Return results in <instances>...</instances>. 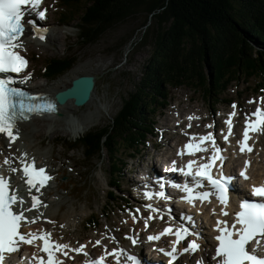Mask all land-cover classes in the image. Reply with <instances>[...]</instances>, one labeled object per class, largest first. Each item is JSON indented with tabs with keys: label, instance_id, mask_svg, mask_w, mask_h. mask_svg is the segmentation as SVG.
<instances>
[{
	"label": "rangeland",
	"instance_id": "1",
	"mask_svg": "<svg viewBox=\"0 0 264 264\" xmlns=\"http://www.w3.org/2000/svg\"><path fill=\"white\" fill-rule=\"evenodd\" d=\"M45 3L48 18L43 27L56 42L41 41L30 32L25 35L22 41L24 47L19 49L31 60L25 76L36 78L26 79L25 83L30 90H49L60 80H65L68 75L72 76L71 72L74 71L77 76L96 77L94 91L97 97L93 103L77 107L75 114L67 113L65 110L64 113L55 115L46 114L44 119L41 117L44 115H36L21 123L25 125L18 129L15 146L8 144L1 136L0 164L5 173H10L11 168H16L17 171L13 173L17 180L22 161L26 163L27 158L37 167L49 172L50 179L47 184L49 186L39 192L33 190L35 191L33 195L40 201L37 208L31 209L32 194L26 195L28 201L23 199L25 208L31 209L27 213L28 219H35V223L25 225L28 231L47 232L55 242L67 244L68 248L64 250L67 256L57 252L61 259L72 263L80 258L79 262L84 263L83 260L89 257L106 258L108 252L112 257L114 250L109 246L119 250L126 246H136L140 242L145 244L148 241L146 231L150 225L151 231H160V227L157 226L159 219H155L157 211L152 213L147 207L148 204L153 207L154 202L143 197L141 185L135 184L130 175L131 161L124 174L117 178L120 179L121 185L119 191L115 193V200L111 202L107 193L113 189L110 187L113 181L109 175L106 150L100 161L97 159L87 161L84 159L82 148L69 151L68 145L64 142L80 139L91 130L112 124L130 94L136 91L145 67L150 62L153 47L150 41L143 45L142 36L145 28L151 27L154 20H150L146 12H141L114 25L96 43L84 46L79 39V30L75 28L79 23V15L75 13L73 21H68L69 25H66L58 18L63 9L58 1L46 0ZM86 3L83 1L81 8ZM69 10L74 14L73 9ZM144 23L147 25L142 27ZM71 56L76 57V63L69 71L55 79L43 76V68L48 60ZM206 74L208 76V71ZM259 82V77L249 79L242 74L238 81L231 82L228 89L221 92L217 98L215 96L210 98L202 90L189 85L169 88V105L166 109L156 112L154 118L155 132L158 136H150L149 147L142 153L140 161L134 160L133 167L142 165L151 167L152 161L170 156L173 146L189 133L224 134L227 127L225 121L233 112L235 115L232 116L231 122L236 125L235 133L241 134L245 126V117L250 116L255 107L264 106L262 102L264 86H257ZM233 104L236 106L235 109L232 107ZM69 124L72 127H77V124L83 125L85 131L79 136ZM254 135L257 148L254 154L256 164L254 163L253 169L264 154V132H257ZM5 159L11 163L5 164ZM20 187L22 186L18 183L17 188ZM147 200L150 202L144 203ZM149 216L152 219H147ZM96 219H99L98 225H92L91 222ZM150 220L155 222H149ZM129 237L135 239L137 243L134 245ZM37 243L39 242L37 241L35 245ZM81 245L84 246L82 252L74 251ZM25 249L26 255L29 256L30 250L34 255V247ZM29 259L32 260L30 257ZM117 260L115 257L109 264H115Z\"/></svg>",
	"mask_w": 264,
	"mask_h": 264
},
{
	"label": "trees",
	"instance_id": "2",
	"mask_svg": "<svg viewBox=\"0 0 264 264\" xmlns=\"http://www.w3.org/2000/svg\"><path fill=\"white\" fill-rule=\"evenodd\" d=\"M57 1L63 8L59 21L69 25L75 13L79 15L75 28L84 46L96 43L114 25L141 12L154 20L142 36V44L150 41L153 47L150 62L112 124L80 139L64 140L69 151L82 148L87 161H100L106 150L113 181V189L107 193L111 202L120 189L117 178L131 158L147 150L150 136H156L154 118L169 105V88L189 85L217 98L242 74L249 79L259 77L262 83L257 86H264V0ZM83 1L87 3L81 8ZM75 63L74 56L50 59L43 76L55 79ZM98 221L91 224L98 225Z\"/></svg>",
	"mask_w": 264,
	"mask_h": 264
},
{
	"label": "snow or ice",
	"instance_id": "3",
	"mask_svg": "<svg viewBox=\"0 0 264 264\" xmlns=\"http://www.w3.org/2000/svg\"><path fill=\"white\" fill-rule=\"evenodd\" d=\"M41 0H0V134L7 136L9 143L15 141L18 136L16 123L18 119H28V114L55 111V105L45 97L39 95H30L28 92L15 87L16 83H24L29 77H25L17 81L11 73H20L27 66V60L19 54L18 49H23L24 45L20 37L25 31L27 25L32 30L37 31L39 38H45L43 30L36 27L32 18L25 20V16L31 17L32 11L38 19L45 18V10H40ZM252 101H249L251 103ZM264 102V101H262ZM235 109V104L232 105ZM235 112L229 114V119L225 121L228 125V135L231 134L232 122L231 118ZM192 119V117H189ZM210 127V125H209ZM264 132V109L256 108L250 116L245 117V127L242 139L238 141L240 152H252V146L249 144L252 133ZM228 135L224 136V140H228ZM210 141L213 144V154L207 157L206 163H200L197 166L195 160H188L186 164L177 169L175 161H173L172 171H180L185 176L192 177V185L188 183L175 185L185 193L183 199L194 204L195 201L201 203L207 201L214 196L222 205L220 214L228 216L226 208L229 204L228 185L232 177H226L222 173L216 176L212 175L213 167L217 161L220 164L224 162V156L221 154L222 149L215 145V141L211 132L207 135L200 136L198 143L189 142L183 145V148L177 155H193L197 151H207L202 145L204 142ZM203 159V158H202ZM11 161L5 159V164ZM22 171L26 177L25 183L29 186V194L31 189L35 188L36 192L40 191L50 177L46 174L44 168H36L33 163H24L22 161ZM250 166L249 161L244 162V168L240 170L239 176L245 180L247 176V168ZM16 172V168L10 169ZM206 180L210 188L209 191H196L202 187V181ZM9 182L6 178L0 176V264H3L7 254L18 252L22 245H35L36 241L42 242L40 250L46 254L47 258L33 256L37 264H62L55 256L56 252H62L67 256L64 250L68 248L67 244L58 243L51 240L50 233H33L21 231L22 225L26 223H35V219L29 220L25 216V212L37 208L40 201L35 195L31 196V209L21 207L19 211L13 209V205H23L24 200L19 196L16 190H9ZM164 185L161 184V188ZM155 195L162 199H168L163 191L156 193H145L146 198H152ZM251 195L258 197V200L243 199L239 203V210L234 213V220L231 224L227 220L216 221V231L218 235L214 239L218 242L215 247V254L211 257V261L207 264H264V184L253 185L251 187ZM147 207L155 212L157 209L152 205ZM139 211V210H137ZM213 214L215 211L213 210ZM135 219V217H133ZM147 219H152L151 216ZM147 219L145 226H147ZM189 221L192 217H187ZM223 225V226H221ZM238 225V227H237ZM174 235L175 240L171 243L170 249H157L167 257L168 264H173L178 259L181 252H196L200 245L196 240L187 242V246L178 248L181 241L185 237L196 234L190 233L187 227L181 225L175 230L165 228L158 235L148 236L149 241L159 240L163 235ZM129 239H132L129 237ZM99 244V241L96 242ZM132 243L137 241L132 239ZM84 246L74 249L77 253L83 251ZM112 255L116 257L126 256L127 264H140V261L134 255H128L124 249L114 251ZM89 264H105L104 257L99 259H91ZM119 264V260H117ZM196 264H206L202 258L196 261Z\"/></svg>",
	"mask_w": 264,
	"mask_h": 264
},
{
	"label": "bare ground",
	"instance_id": "4",
	"mask_svg": "<svg viewBox=\"0 0 264 264\" xmlns=\"http://www.w3.org/2000/svg\"><path fill=\"white\" fill-rule=\"evenodd\" d=\"M48 18V17H47ZM52 23H54V21L52 20ZM43 30V34H44V36H45V38L43 39V40H41V41H44V40H46V41H48V42H51V43H55L56 42V39H54V38H52L49 34H48V32L47 31H44V29H42ZM46 30H47V28H46ZM30 34H32V35H34V36H36V37H38L39 38V34L37 33V31H35V30H32L31 28H30ZM26 35V34H25ZM25 35L22 37V41H23V38L25 37ZM35 38V37H34ZM40 40V39H39ZM71 74H72V76H67V78L65 79V80H60V82H58V83H56L55 85H53L49 90H36L34 93H43V94H45V95H50V97H51V95H54L56 92H58V91H60V90H62L63 88H67L68 87V85L70 84L71 85V82L73 81V78H76V72H74V71H72L71 72ZM78 77V76H77ZM69 85V86H70ZM95 90V89H94ZM96 97H97V95H96V91H94L93 92V94H92V96H91V99L89 100V102L87 103V105H89V104H91V103H93V101H94V99H96ZM76 109H77V106H75L74 105V103H73V101H69L68 103H66L65 105H57V107H56V114H59L60 112H63V111H65L66 110V112L67 113H73V114H75V111H76ZM64 113V112H63ZM40 115H43V114H40ZM64 115V114H63ZM47 115H45L44 114V116H41L43 119L46 117ZM53 118V117H52ZM38 119H40V118H38ZM69 123H74V122H69ZM25 124H21V123H19V124H17L16 125V128L17 129H19V128H21V127H23ZM69 127L75 132V133H77V134H79V136H80V134H82L84 131H85V128L83 127V125L82 126H80L79 124H77V127H72L70 124H69ZM234 134V132L233 131H231V134L230 135H228V131L225 133V135H228V140H229V137L231 138V135H233ZM2 136V138L3 139H6L7 140V143L8 144H10V145H12V146H15V145H17L14 141L13 142H11V143H9V140H8V138H7V136H5L4 134H0V137ZM18 137V136H17ZM214 138H216V139H214V141H215V144H219L220 142H219V138L216 136V135H214ZM6 142V141H5ZM204 143H210V141H206V142H204ZM234 142H232V141H230L229 142V144L230 145H233L234 146V148H236V145L235 144H233ZM210 145H213V144H210ZM208 149H209V147H208ZM254 150V149H253ZM253 150H252V152H247L246 153V157H249V156H251L252 154H253ZM228 152V149L227 150H225V153H227ZM27 158V157H26ZM224 158L225 159H227L228 161H230V163H232V164H238L239 163V161H238V159H237V156L236 155H234V154H229V153H227L226 154V156H224ZM261 161L263 162V163H261L262 165H259L258 166V168H257V170H256V172L254 171V169L252 170V168H251V166H249L250 167V169H251V171L253 172V179L251 180L252 182H254V183H256V184H258V183H264V154H262V158H261ZM28 162H30V159H28L27 158V163ZM256 164V163H255ZM255 164H253V167H254V165ZM251 165H252V162H251ZM241 166V165H240ZM3 171V170H2ZM46 173H48L49 174V172H47V170L45 171ZM5 176H7L10 180H11V183L12 184H14V187L17 185V183H18V181H19V179H21V177L17 180V177H16V175L11 171L10 173H6V174H4ZM148 185H153L154 183H153V181H152V179H148V181L146 182ZM49 186V185H48ZM47 186V187H48ZM46 187V188H47ZM41 188H44V187H40V190H42ZM33 189V188H32ZM31 189V194L33 195V192H35V191H33ZM18 193V195L19 196H22L23 197V199L25 198L24 196H23V193H22V191H20V192H17ZM28 194V193H27ZM30 194V195H31ZM28 196V195H27ZM192 206H196V207H198L199 209H204V208H206V211H208V210H211L212 212H213V210L215 211V213L217 214L216 216L217 217H219L221 214H219L220 212H218V211H220V209L218 208V209H215V207H212L211 206V204H209V203H207V201H205L204 203H201L200 201H198V202H194V204H191ZM229 206H231L230 204H228V206H227V208H226V211H229ZM21 207H26V205L25 204H23L22 206L21 205H19L18 204V207H17V210H20V208ZM26 213H28V211L27 212H25V216L28 218V216L29 215H27ZM230 212H229V215L226 217V218H228V217H230ZM204 216L205 217H207V214L206 213H204ZM214 221H215V218H212L211 219V223H212V225H214ZM210 232H212V230H210ZM199 238H201V240L205 243V245H204V249H202L196 256H194L196 259H208L209 257H210V254L207 252V247L209 246V245H211V243H212V237L211 236H209V237H199ZM161 239V238H160ZM143 245V244H142ZM111 247H113V246H111ZM145 247V246H144ZM24 249V247H23V245L21 246V248H20V250L18 251V253L20 252V251H22ZM124 250H125V252L128 254V255H134V256H136V257H139V251L137 250V249H135V248H133V247H131V246H126V247H124L123 248ZM44 256V254H42L41 253V257H43ZM105 258V257H104ZM106 258H110V257H106ZM91 259H94V258H87V262L89 263V261L91 260ZM99 259V258H98ZM120 261H121V264H127V259H126V256H124V258H123V260L121 259V256H120V259H119ZM177 264H182L181 262H178Z\"/></svg>",
	"mask_w": 264,
	"mask_h": 264
},
{
	"label": "water",
	"instance_id": "5",
	"mask_svg": "<svg viewBox=\"0 0 264 264\" xmlns=\"http://www.w3.org/2000/svg\"><path fill=\"white\" fill-rule=\"evenodd\" d=\"M209 72V70H207ZM96 77L93 75H82L73 79L71 85L53 95L58 105H65L73 101L74 105L81 107L86 105L95 89Z\"/></svg>",
	"mask_w": 264,
	"mask_h": 264
}]
</instances>
